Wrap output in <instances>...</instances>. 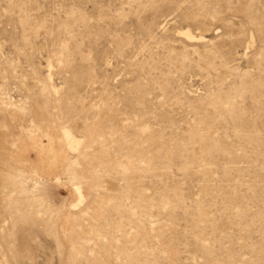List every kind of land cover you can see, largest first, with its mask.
Wrapping results in <instances>:
<instances>
[{"label": "rangeland", "instance_id": "374dc122", "mask_svg": "<svg viewBox=\"0 0 264 264\" xmlns=\"http://www.w3.org/2000/svg\"><path fill=\"white\" fill-rule=\"evenodd\" d=\"M0 264H264V0H0Z\"/></svg>", "mask_w": 264, "mask_h": 264}, {"label": "bare ground", "instance_id": "6f19581e", "mask_svg": "<svg viewBox=\"0 0 264 264\" xmlns=\"http://www.w3.org/2000/svg\"><path fill=\"white\" fill-rule=\"evenodd\" d=\"M179 34H181L185 39H187L189 41H194L196 39H198V40H201L202 39V37H199V38L194 37L190 33L189 30H184V31L180 32ZM50 67H51L50 64H48V68H50ZM48 78L50 80L51 76L48 75ZM53 90H54V92H56V90L54 89V87H53ZM62 133H63V137H64V140H65V143H66L67 147H69L70 150H72L71 148H74V146H78L79 145L78 139L76 140L74 138V136H72V134L70 132H68L65 129H63ZM78 192H79V190H78ZM79 199L80 200L82 199V196L80 194H79Z\"/></svg>", "mask_w": 264, "mask_h": 264}]
</instances>
